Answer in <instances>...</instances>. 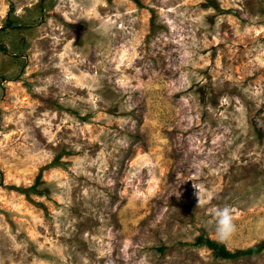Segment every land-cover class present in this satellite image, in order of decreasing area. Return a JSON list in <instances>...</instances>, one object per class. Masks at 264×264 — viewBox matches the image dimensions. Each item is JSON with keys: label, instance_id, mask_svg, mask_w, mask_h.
Instances as JSON below:
<instances>
[{"label": "rangeland", "instance_id": "obj_1", "mask_svg": "<svg viewBox=\"0 0 264 264\" xmlns=\"http://www.w3.org/2000/svg\"><path fill=\"white\" fill-rule=\"evenodd\" d=\"M198 237L264 242V0H0V264H264Z\"/></svg>", "mask_w": 264, "mask_h": 264}, {"label": "trees", "instance_id": "obj_2", "mask_svg": "<svg viewBox=\"0 0 264 264\" xmlns=\"http://www.w3.org/2000/svg\"><path fill=\"white\" fill-rule=\"evenodd\" d=\"M195 245L198 246H205L209 248L215 255L216 258L223 259V260H233L241 256H256L261 251L264 250V242L260 245L254 246L253 248H249L243 251H238L236 253H230L225 248L213 241L208 239H204L202 237H198L196 239Z\"/></svg>", "mask_w": 264, "mask_h": 264}, {"label": "clouds", "instance_id": "obj_3", "mask_svg": "<svg viewBox=\"0 0 264 264\" xmlns=\"http://www.w3.org/2000/svg\"><path fill=\"white\" fill-rule=\"evenodd\" d=\"M214 217L216 232L222 240L228 239L232 234H234L236 228L230 207L225 206L217 209L214 213Z\"/></svg>", "mask_w": 264, "mask_h": 264}]
</instances>
